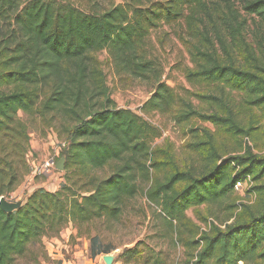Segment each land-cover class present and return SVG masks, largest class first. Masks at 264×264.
I'll use <instances>...</instances> for the list:
<instances>
[{
  "label": "trees",
  "instance_id": "1",
  "mask_svg": "<svg viewBox=\"0 0 264 264\" xmlns=\"http://www.w3.org/2000/svg\"><path fill=\"white\" fill-rule=\"evenodd\" d=\"M225 14L200 12L203 0H163L149 7L117 4L103 12H85L62 0H0V197L19 185L27 170V125L18 112L41 119L65 142L63 181L53 191L37 188L12 211L0 207V264H13L28 246L56 236L72 222L76 228L97 219L117 220L125 200L148 183L146 200L159 210L164 230L184 249L183 264H264V153L246 145L223 158L209 128L191 127L189 144L199 163L180 168L171 146L150 148L158 130L129 108L116 107L95 53L105 50L120 74L154 80L144 114H169L188 126L197 119L229 136H250L229 99L215 90L243 94L248 110L264 119V45L254 50L243 36L232 0H220ZM242 9L264 25V0H241ZM186 15V42L193 68L190 82L214 89L195 94L210 112L174 93L145 54L144 41L161 22ZM239 113V114H238ZM250 123V122H249ZM63 137V139L61 138ZM112 164L107 177L95 172ZM153 171L154 175L152 172ZM250 178L252 203L235 204L234 185ZM230 209L229 223L207 222L201 229L186 216L200 205ZM239 211H236L238 210ZM204 221H207L204 219ZM138 245L123 252L139 255ZM150 253L145 262L158 264Z\"/></svg>",
  "mask_w": 264,
  "mask_h": 264
},
{
  "label": "rangeland",
  "instance_id": "2",
  "mask_svg": "<svg viewBox=\"0 0 264 264\" xmlns=\"http://www.w3.org/2000/svg\"><path fill=\"white\" fill-rule=\"evenodd\" d=\"M69 1L85 12H103L117 4L125 6L149 7L150 5L163 0H62ZM233 8L239 14V20L246 19L243 29L244 40L251 48L263 49L264 45V25L260 24L256 16L247 14L241 7V0H232ZM202 15L208 8L212 15L225 14L226 7L220 0H203L199 7ZM184 11L182 17L172 22H161L150 30L144 41L145 54L156 68L160 82H165L172 88L175 94L191 101L193 105L210 112V104L201 102L195 94L214 89L204 82H190L185 76L189 68H193L191 57L187 50L186 42L189 39L186 15ZM5 31V24H1L0 32ZM98 65L101 68L105 81L109 89L110 98L116 107L131 109L136 114L147 120L152 126L157 128L158 135L149 141L150 148L171 146L176 162L180 168L199 163L195 154L191 151L189 144L197 139L192 137L188 128L201 127L209 128L218 142L219 151L223 158L242 152L246 145H249L253 152L264 153V119L258 109L248 110L243 102V94L238 92L227 93V91L215 90L217 96L229 99L233 111H242L239 114L243 123L248 126L252 124L254 128L250 136H229L218 130L215 126L197 119L192 120L188 126L177 124L169 114L151 112L144 114L141 111L142 104L153 93L154 80H141L128 74H120L116 71L113 59L105 50L95 53ZM17 117L27 125L28 129V151L25 155L27 170L32 161H42L52 154V143L55 141L52 132L54 128L43 125L40 118L26 116L22 112L17 113ZM250 122V123H249ZM63 139V137H61ZM114 166L109 164L95 172L98 178L107 177ZM150 172L153 173L151 170ZM154 175V173H153ZM63 181L62 173L57 169L49 175H32L29 170L25 172L19 185L7 196H2L12 206L23 199L37 188L54 190ZM138 189L136 194L123 203L122 214L117 220L97 219L76 228L72 222L67 225L56 236L42 237L40 240L28 246L26 253L16 258L13 264H58L60 260H69L73 253L76 264H105L102 260L104 254H112L114 260L112 264H147L145 260L148 254L157 256L158 264H183L184 249L181 245L174 244L167 232L164 230L163 220L159 216V210L149 203L144 195L148 183L145 180H137ZM1 197V198H2ZM233 201L235 204L253 203L254 196L246 192H236ZM21 202V201H20ZM21 204V203H20ZM226 204L219 206L200 205L189 208L186 216L195 222L201 229L207 228V222L229 223L230 209ZM236 211H239L236 210ZM206 219L207 221H204ZM138 245L139 255L127 259L123 252L133 246ZM59 251L60 253H57ZM51 254H61L51 256Z\"/></svg>",
  "mask_w": 264,
  "mask_h": 264
},
{
  "label": "built area",
  "instance_id": "3",
  "mask_svg": "<svg viewBox=\"0 0 264 264\" xmlns=\"http://www.w3.org/2000/svg\"><path fill=\"white\" fill-rule=\"evenodd\" d=\"M52 136L54 137V142L52 143V154L48 155L45 159L41 162L34 160L32 161L29 168V172L32 175H39V174H46L49 175L52 171L56 169L57 159L62 148L65 146V142L63 140L58 139L56 133L52 132ZM252 185V181L250 178H245L244 180H239L234 185V190L236 192H246ZM1 198V197H0ZM57 253H60L57 251ZM55 255L61 254H51V256L55 257Z\"/></svg>",
  "mask_w": 264,
  "mask_h": 264
},
{
  "label": "water",
  "instance_id": "4",
  "mask_svg": "<svg viewBox=\"0 0 264 264\" xmlns=\"http://www.w3.org/2000/svg\"><path fill=\"white\" fill-rule=\"evenodd\" d=\"M64 162H65V159L64 157H61L57 163H56V169L58 171H62L64 169ZM20 201L15 203V204H12V206H16L18 207L20 205ZM9 203H7L4 198H0V207L5 210V211H12V209L10 207H8ZM14 210V209H13ZM102 260L105 264H112L113 260H114V256L112 254H104L102 256Z\"/></svg>",
  "mask_w": 264,
  "mask_h": 264
},
{
  "label": "crops",
  "instance_id": "5",
  "mask_svg": "<svg viewBox=\"0 0 264 264\" xmlns=\"http://www.w3.org/2000/svg\"><path fill=\"white\" fill-rule=\"evenodd\" d=\"M55 189H57V188H55ZM54 189V190H55ZM53 191V190H52ZM75 257L76 258H78L74 253H73V255H72V257H71V261H69V260H60V262L58 263V264H76V261H75Z\"/></svg>",
  "mask_w": 264,
  "mask_h": 264
}]
</instances>
